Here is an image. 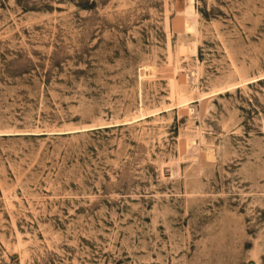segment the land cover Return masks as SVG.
I'll use <instances>...</instances> for the list:
<instances>
[{
    "label": "rangeland",
    "instance_id": "374dc122",
    "mask_svg": "<svg viewBox=\"0 0 264 264\" xmlns=\"http://www.w3.org/2000/svg\"><path fill=\"white\" fill-rule=\"evenodd\" d=\"M0 264H264V0H0Z\"/></svg>",
    "mask_w": 264,
    "mask_h": 264
},
{
    "label": "bare ground",
    "instance_id": "6f19581e",
    "mask_svg": "<svg viewBox=\"0 0 264 264\" xmlns=\"http://www.w3.org/2000/svg\"><path fill=\"white\" fill-rule=\"evenodd\" d=\"M201 144L203 143L201 140H200ZM203 153L202 155H204V159L205 161L209 162V161H212L213 159V155H212V149L209 148V147H206V149H202Z\"/></svg>",
    "mask_w": 264,
    "mask_h": 264
}]
</instances>
